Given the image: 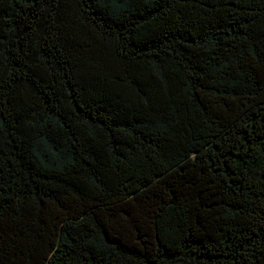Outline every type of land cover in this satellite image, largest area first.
Masks as SVG:
<instances>
[{"label":"trees","instance_id":"1","mask_svg":"<svg viewBox=\"0 0 264 264\" xmlns=\"http://www.w3.org/2000/svg\"><path fill=\"white\" fill-rule=\"evenodd\" d=\"M0 264H264V0H0Z\"/></svg>","mask_w":264,"mask_h":264}]
</instances>
